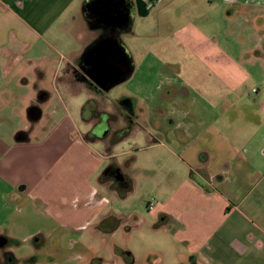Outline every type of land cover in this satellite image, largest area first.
Wrapping results in <instances>:
<instances>
[{"label":"crops","instance_id":"crops-1","mask_svg":"<svg viewBox=\"0 0 264 264\" xmlns=\"http://www.w3.org/2000/svg\"><path fill=\"white\" fill-rule=\"evenodd\" d=\"M89 1L0 0V114L11 110L12 120L15 113L26 120L16 129L13 145L0 137V173L6 174L20 156L35 152L38 144L34 135L39 130L45 132L47 137L39 145L49 143L51 160L42 165L45 168L38 176L33 197L46 201L53 220L74 231L120 219L109 209L111 201L104 193L105 189L115 190L119 179L92 180L104 162L92 152L90 141L79 135L67 142L71 133L62 121L48 131L49 118L55 112L53 104L57 100L64 103L58 82L68 88L80 82L87 86L77 72L84 71L79 61L103 31L88 24L84 5ZM126 2L134 15L133 26L137 4L135 0ZM230 14L228 11L226 16ZM193 29L187 25L186 36L193 39L196 53L210 71L208 84L203 87L191 85L187 79L175 80L179 89L175 107L158 122H149L148 114H141L145 118L142 123L141 115L137 117L133 137L140 135L146 144L128 153L162 151L178 158L168 168V177L154 176L156 182L160 179L158 184L166 179L169 184H156L159 192L150 211L168 225L178 246L185 248L181 256L185 254L192 264H264V91L260 86L248 94L240 91L241 84L253 77H258L264 87V33L253 47L233 50L215 36L202 48ZM62 34H69L74 41L67 44ZM55 51L73 56L66 63H58ZM134 72L135 66L126 80ZM216 80L220 82L217 85ZM143 103V107H152L148 98ZM116 109L123 112L115 106L111 114ZM120 116L117 123L124 124ZM175 121L174 131L166 127ZM152 124L155 131L149 129ZM74 154H82L87 160V165L79 164L77 171ZM130 180L134 186L135 177ZM20 181L14 182L16 187L27 191L29 187ZM10 234L22 239L33 235L24 238ZM118 255L124 261V256Z\"/></svg>","mask_w":264,"mask_h":264},{"label":"rangeland","instance_id":"rangeland-1","mask_svg":"<svg viewBox=\"0 0 264 264\" xmlns=\"http://www.w3.org/2000/svg\"><path fill=\"white\" fill-rule=\"evenodd\" d=\"M135 2L137 12L132 29L122 34L123 41L133 55V76L108 92L90 88L83 82L68 88L59 81L64 103L59 104L57 100L53 104L55 112L48 124L49 131L50 126L55 127L62 121L65 129L71 133L70 137H66L67 142L75 140L79 135L85 138L88 132L98 137L104 136L95 141L86 139L94 149L92 152L104 162L92 180L99 183L105 170L115 164L121 169L124 178L135 177V185L129 189L122 180L115 179L120 187L114 184L115 190L105 189L104 193L111 201L109 209L117 216L119 214L120 218L113 229L105 231L100 227L102 222L98 226L95 224L79 231L59 224L50 216L46 201L33 197L38 176L45 168L42 165L51 160L49 143L39 145L47 137L45 132L39 130L33 139L38 144L36 151L20 156L6 174L0 173V232H11L24 238L33 233L32 238L17 239L24 245H34L38 250L33 261L22 264H192L185 254L181 256L185 248L178 246L168 225L154 218L147 207L149 201L157 200L159 189L156 184L159 187L169 184L168 179L158 184L160 179L156 182L154 176L155 179L168 177V168L177 163L178 158L162 151L128 153L138 146H144L146 142L140 139V135L133 137L135 129L128 135L126 132L113 135L108 124L109 114L115 110L116 101L129 97H133L139 107H143L144 98L150 100L151 106L167 104L169 98L166 95L164 97L165 83L171 78L178 82L187 79L191 85L198 83L205 87L210 71L196 53L193 39H187V25L194 27L195 39L197 37L196 40L202 41V48L215 37L216 41L233 50L253 47L258 43L260 34L264 33V0ZM228 11L231 14L227 17ZM94 32L98 33L95 29ZM62 37L67 44L74 41L73 38L69 39V34H62ZM66 53L55 51L54 60L66 63L73 56ZM179 67L183 71L178 73ZM258 80V77H253L245 81L240 91L248 94V90L252 91L255 86H260L264 91ZM219 83L216 80L215 85ZM209 85L211 89L214 88L213 84ZM167 113L169 111L157 106L149 122H158ZM140 117L139 123H142L144 115ZM171 119L174 116L169 122ZM0 122V137L13 145L16 129L23 127L26 120L18 113H15L12 120L10 110L0 114ZM175 125L176 121L166 127L174 131ZM153 126L149 129L155 131ZM67 142L65 140V147ZM110 154L113 156L106 158ZM74 157L76 171L79 164L87 165L84 155L74 154ZM176 173L178 176V171ZM17 180H21V185H27L28 190L16 187L14 182ZM124 191L127 198L121 195ZM124 213L126 216H123ZM118 254L123 255L126 262Z\"/></svg>","mask_w":264,"mask_h":264},{"label":"water","instance_id":"water-1","mask_svg":"<svg viewBox=\"0 0 264 264\" xmlns=\"http://www.w3.org/2000/svg\"><path fill=\"white\" fill-rule=\"evenodd\" d=\"M87 7L91 20L103 31L82 62L90 65L92 72L88 73L100 87L110 89L134 71V62L122 39V34L131 28L134 15L126 0H90ZM117 178L124 179L120 171Z\"/></svg>","mask_w":264,"mask_h":264},{"label":"flooded vegetation","instance_id":"flooded-vegetation-1","mask_svg":"<svg viewBox=\"0 0 264 264\" xmlns=\"http://www.w3.org/2000/svg\"><path fill=\"white\" fill-rule=\"evenodd\" d=\"M80 65L82 66V68L83 67L86 68L83 69L84 71H79V73L86 80L88 87L100 91H107V92L114 87L113 86L110 89L100 87L97 84V82L94 80V78L91 76V74L88 73V72L90 73L92 72L90 65L84 64L83 62H81ZM168 80L165 83V90H164V97L166 95L169 98L167 99L168 104H157L152 107L147 108L146 106H144L142 108L139 107L136 104V102L131 98H125L123 100L116 101L115 106L123 110V112H119V110L117 111L116 109V112H114V114L113 113L109 114L108 124L111 133L113 135L121 134L124 132H126L127 135L130 134V132L134 129L136 123L138 122L137 117H139L141 114H148L149 116L153 115L157 106L160 109L162 107L163 110H167V111L172 110L175 107V102H176L175 100L178 98L179 89H178V83L174 79L171 78L170 81ZM123 106L125 107V109L123 108ZM152 111L153 113L151 114ZM119 116L124 118V122H125L124 124L117 123ZM22 136L24 137V135ZM84 137L85 139H89L90 141H95L98 138L100 139L105 138L104 136L98 137L96 134L92 135V132H88L87 134H85ZM119 171L120 170L118 167L108 168L107 170H105V173L109 176L110 178L109 180H115L119 175ZM5 232L6 231L0 232V264H22V263H28L31 260L33 261L35 254L38 252L37 248L32 244L24 245L20 243V241L17 238L13 237L10 234V232L9 233L8 232L5 233ZM33 236L34 235H32L30 238H32Z\"/></svg>","mask_w":264,"mask_h":264},{"label":"trees","instance_id":"trees-1","mask_svg":"<svg viewBox=\"0 0 264 264\" xmlns=\"http://www.w3.org/2000/svg\"><path fill=\"white\" fill-rule=\"evenodd\" d=\"M87 5H88V2H86L85 5H84V13H85V16H86V18H87L88 24H89L90 27H92V28H96L97 25L91 20V14H90L91 12H90L89 8L87 7ZM129 30H130V29H129ZM129 30H128V31H129ZM96 41H97V40H96ZM94 43H95V42H94ZM93 45H94V44H91V45H89V46L85 49L84 54L82 55V57H81V59H80V61H79L80 64H81V62H82V60H83L85 54L91 49V47H92ZM77 72H78V74H79V78H80V80L84 79V77L79 73V71H77ZM116 167H117V165H115V164H111L109 168H116ZM109 179H110V178H109V176H108L106 173H103V175H101V177H100V181H101V182H106V181H108ZM122 181H123L124 184H126V185L128 186L129 189L131 188V180H130L129 177L125 176V179L122 180ZM121 195L124 197V196H125V191H124V193H121ZM101 224H102V225H100V227H101L102 229H104L105 231L110 230V229H113V228H114L113 225L115 226V223H114V224H111V223L109 222V220H104V221H102ZM103 224H104V226H103Z\"/></svg>","mask_w":264,"mask_h":264},{"label":"built area","instance_id":"built-area-1","mask_svg":"<svg viewBox=\"0 0 264 264\" xmlns=\"http://www.w3.org/2000/svg\"><path fill=\"white\" fill-rule=\"evenodd\" d=\"M147 207H148L149 210H153V209L155 208V203H154V201H149V202L147 203Z\"/></svg>","mask_w":264,"mask_h":264}]
</instances>
